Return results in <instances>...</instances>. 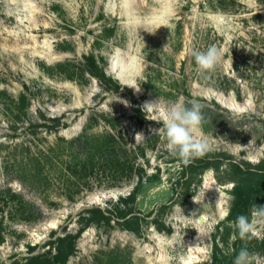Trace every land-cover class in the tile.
I'll use <instances>...</instances> for the list:
<instances>
[{"label": "rangeland", "instance_id": "obj_1", "mask_svg": "<svg viewBox=\"0 0 264 264\" xmlns=\"http://www.w3.org/2000/svg\"><path fill=\"white\" fill-rule=\"evenodd\" d=\"M212 45L223 59L204 80L191 52ZM90 53L103 82L51 70L67 61L82 68ZM155 99L199 101L205 120L194 135L208 141L205 155L257 164L264 0H0V264L48 250L78 232L85 209L115 208L135 188L138 230L136 221L101 220L58 264H213L233 184L223 166L195 175L189 191L175 185L182 160L151 132L162 123L147 118L159 113L142 111ZM54 118L67 125L56 130ZM108 132L127 151L98 146Z\"/></svg>", "mask_w": 264, "mask_h": 264}, {"label": "trees", "instance_id": "obj_2", "mask_svg": "<svg viewBox=\"0 0 264 264\" xmlns=\"http://www.w3.org/2000/svg\"><path fill=\"white\" fill-rule=\"evenodd\" d=\"M82 65V64H81ZM71 61L60 62L51 68L64 71H78L89 72L96 76L102 82L106 75L103 68L99 65L97 56L94 53L85 55L83 66L81 68ZM53 71V70H52ZM64 77H71L73 74H63ZM118 88V86L116 87ZM58 123L57 129L60 130L66 124H60V118H54ZM104 139L99 141L98 146L103 148H115L116 145L121 147L122 151H127L124 138L113 134V132L106 133ZM80 138L74 139L79 140ZM121 139V141H120ZM62 140H65L62 138ZM87 140V147H88ZM88 149V148H87ZM110 150V149H109ZM225 167L223 172L227 175L226 181L231 182L233 194V201L229 213L224 221L217 226V236L214 239L213 246V264H233V260L241 247H247L251 253L258 254L264 257V230L262 236L255 235L249 240H241L237 234V230L233 226L234 221L238 215H248L251 219V209L254 204L264 206V157L257 163L251 164L247 161L232 160L227 154L223 157L220 155L196 157L185 164L181 162V171L176 180L175 185L189 191L192 184L195 183L194 177L197 174H202L206 169L213 168L217 172H221V167ZM222 173V172H221ZM221 179V178H220ZM221 181H223L221 179ZM191 196V192L187 193ZM137 199L136 188L127 196H121L117 201L115 208L107 207L105 209L94 207L87 208L83 211L80 222L81 226L76 234L67 233L57 237L55 240L49 241L52 245L48 250L38 252L33 255H28L25 258H16L9 264H58L64 262L75 250V239L90 225L101 220L111 221L112 219H125L124 222L130 227V223L136 221L137 230L140 228L139 217L135 213L134 203ZM132 204V206H131ZM87 214V215H86ZM1 231V230H0ZM234 240L231 242V238ZM34 250L32 246L30 250Z\"/></svg>", "mask_w": 264, "mask_h": 264}, {"label": "clouds", "instance_id": "obj_3", "mask_svg": "<svg viewBox=\"0 0 264 264\" xmlns=\"http://www.w3.org/2000/svg\"><path fill=\"white\" fill-rule=\"evenodd\" d=\"M142 38V37H141ZM143 40V39H142ZM166 47V46H165ZM191 55L195 59L197 71L204 80H209L210 75L221 64L223 52L217 46H209L205 51L193 50ZM130 88L140 92L141 89L127 82ZM127 105V102L124 101ZM163 101L158 99L146 101L142 111L149 114L158 112L159 121L155 117L147 118L162 126L151 129L153 135L162 137L172 155L180 158L185 164L191 159L202 157L209 150L210 145L205 138H195V133L205 120L202 112L203 105L199 101H190V107L173 103L162 106ZM144 138L143 133L137 132L135 140ZM193 200L195 201L194 197ZM264 225V206L254 204L251 209V219L248 215H238L233 226L241 240H249L256 235V226ZM233 264H260L257 254L251 253L248 248L241 247L236 254Z\"/></svg>", "mask_w": 264, "mask_h": 264}]
</instances>
